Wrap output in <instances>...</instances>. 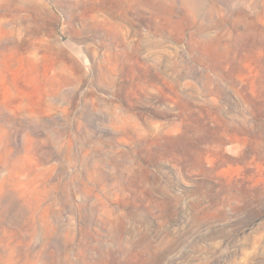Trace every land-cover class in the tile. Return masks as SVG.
<instances>
[{"label":"rangeland","instance_id":"1","mask_svg":"<svg viewBox=\"0 0 264 264\" xmlns=\"http://www.w3.org/2000/svg\"><path fill=\"white\" fill-rule=\"evenodd\" d=\"M0 264H264V0H0Z\"/></svg>","mask_w":264,"mask_h":264}]
</instances>
